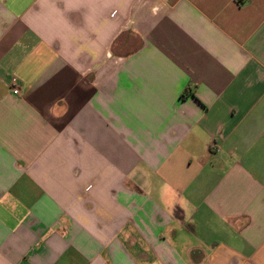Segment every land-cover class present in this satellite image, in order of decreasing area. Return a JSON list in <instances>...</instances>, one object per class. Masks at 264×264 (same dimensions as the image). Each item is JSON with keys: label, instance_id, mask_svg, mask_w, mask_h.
I'll use <instances>...</instances> for the list:
<instances>
[{"label": "crops", "instance_id": "obj_1", "mask_svg": "<svg viewBox=\"0 0 264 264\" xmlns=\"http://www.w3.org/2000/svg\"><path fill=\"white\" fill-rule=\"evenodd\" d=\"M0 264H264V0H0Z\"/></svg>", "mask_w": 264, "mask_h": 264}, {"label": "built area", "instance_id": "obj_2", "mask_svg": "<svg viewBox=\"0 0 264 264\" xmlns=\"http://www.w3.org/2000/svg\"><path fill=\"white\" fill-rule=\"evenodd\" d=\"M14 93H15V94H18V91L16 90Z\"/></svg>", "mask_w": 264, "mask_h": 264}]
</instances>
